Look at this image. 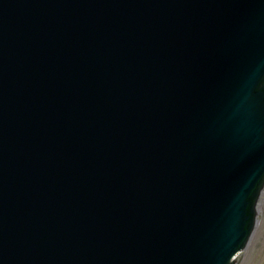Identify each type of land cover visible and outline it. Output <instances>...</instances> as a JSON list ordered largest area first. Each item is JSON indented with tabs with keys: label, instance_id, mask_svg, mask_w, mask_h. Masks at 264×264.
Listing matches in <instances>:
<instances>
[{
	"label": "water",
	"instance_id": "water-1",
	"mask_svg": "<svg viewBox=\"0 0 264 264\" xmlns=\"http://www.w3.org/2000/svg\"><path fill=\"white\" fill-rule=\"evenodd\" d=\"M264 193V0H0V264H236Z\"/></svg>",
	"mask_w": 264,
	"mask_h": 264
},
{
	"label": "rangeland",
	"instance_id": "rangeland-1",
	"mask_svg": "<svg viewBox=\"0 0 264 264\" xmlns=\"http://www.w3.org/2000/svg\"><path fill=\"white\" fill-rule=\"evenodd\" d=\"M236 264H264V194L259 204L257 227Z\"/></svg>",
	"mask_w": 264,
	"mask_h": 264
},
{
	"label": "bare ground",
	"instance_id": "bare-ground-1",
	"mask_svg": "<svg viewBox=\"0 0 264 264\" xmlns=\"http://www.w3.org/2000/svg\"><path fill=\"white\" fill-rule=\"evenodd\" d=\"M239 258H240V257H239ZM239 258H238V259H239Z\"/></svg>",
	"mask_w": 264,
	"mask_h": 264
}]
</instances>
